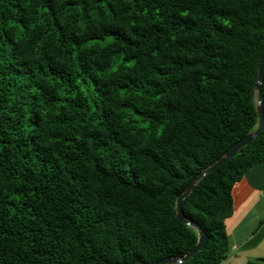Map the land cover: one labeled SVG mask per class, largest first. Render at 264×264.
Segmentation results:
<instances>
[{
    "label": "trees",
    "instance_id": "obj_1",
    "mask_svg": "<svg viewBox=\"0 0 264 264\" xmlns=\"http://www.w3.org/2000/svg\"><path fill=\"white\" fill-rule=\"evenodd\" d=\"M264 0H0V264H155L178 196L259 126ZM264 108V83L262 90ZM264 129L183 201L221 264Z\"/></svg>",
    "mask_w": 264,
    "mask_h": 264
},
{
    "label": "crops",
    "instance_id": "obj_2",
    "mask_svg": "<svg viewBox=\"0 0 264 264\" xmlns=\"http://www.w3.org/2000/svg\"><path fill=\"white\" fill-rule=\"evenodd\" d=\"M233 197L234 211L226 220L229 238L227 264L264 261V255H254L256 258L249 255L252 251L264 252V162L247 171L234 186Z\"/></svg>",
    "mask_w": 264,
    "mask_h": 264
},
{
    "label": "water",
    "instance_id": "obj_3",
    "mask_svg": "<svg viewBox=\"0 0 264 264\" xmlns=\"http://www.w3.org/2000/svg\"><path fill=\"white\" fill-rule=\"evenodd\" d=\"M263 83H264V49L262 52L261 63L259 66V73H258V78H257V82H256V90L259 94L258 101H257V108H258V113H259V126H258V128L254 132L247 134L246 136L241 138L238 142H236L234 145H232L230 148H228L225 152V155L217 158L208 169L204 170L198 176H196L191 181V183L189 184V186L187 187L185 192H183L182 194H180L178 196L177 216L183 224L188 225V226H192L199 231V240H198L197 244L193 247V249L190 252H188L185 256H183L181 258L170 257V256L165 257V258L159 260L158 262H156L155 264L184 263V262H187L190 258L194 257L199 251L206 248L208 240H209V236L204 232V230L200 226L194 224L193 222L189 221L185 217L183 209H182L183 201L186 197L189 196V194L192 191H194L196 184L202 178H204L206 175H208V173L213 171L215 168L219 167L220 165L224 164L229 159H231L235 154L238 153V151L240 149H242L243 147L248 145L251 141H253L256 138V136L264 129V108H263V104H262Z\"/></svg>",
    "mask_w": 264,
    "mask_h": 264
},
{
    "label": "rangeland",
    "instance_id": "obj_4",
    "mask_svg": "<svg viewBox=\"0 0 264 264\" xmlns=\"http://www.w3.org/2000/svg\"><path fill=\"white\" fill-rule=\"evenodd\" d=\"M249 255H253V257L254 258H256L254 255H256V256H258V257H263V255H264V252H260V251H252V252H249ZM228 259L227 258H225L222 262H221V264H227V261ZM249 260H251V261H254V259H252V258H250ZM251 263H255V264H264V261H260V260H256V262H248V264H251Z\"/></svg>",
    "mask_w": 264,
    "mask_h": 264
}]
</instances>
